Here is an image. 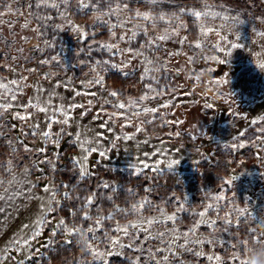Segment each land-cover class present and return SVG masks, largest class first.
Here are the masks:
<instances>
[{"label":"snow or ice","instance_id":"6c2138e0","mask_svg":"<svg viewBox=\"0 0 264 264\" xmlns=\"http://www.w3.org/2000/svg\"><path fill=\"white\" fill-rule=\"evenodd\" d=\"M132 0H75V7L80 9H91L90 14H95V24L100 23L106 26L107 31L113 38L112 42H100L96 46V51H104L109 54V57H121L118 62H112L111 59L100 60L97 59L93 64H87L85 61H80L81 64L89 68V75L92 79H86L82 82V86L85 89H90L94 86H99V88H105L106 77L102 73L108 71L109 66L120 70L121 72L128 73L126 69H130L133 66V62L136 61L139 64L141 70V80L148 81L144 87L145 91L138 97H128L127 100L120 99V93L116 90H111L106 92V97L103 94H98L97 92L91 93V99L87 100V105L71 103L65 105L63 103V97H59L61 103L59 105H54L52 103L53 98L57 97L59 94L57 89L61 87V84L57 83L54 85L52 90L48 91L47 99H43V93L45 89L37 86L34 100H29L27 104L23 105L25 114H21L17 111L14 115V119L21 122H28L31 120V116L28 115L29 109H34L36 113H44L47 117L46 127L44 130L40 129L39 124H33L27 133V135L39 136L44 144H52L59 147L60 137L64 135V128L61 127L59 132L53 133V125L68 126L72 120L70 115L76 109H83L82 115H86L88 111L93 109L94 105H99L100 110L107 117L101 124L102 128H107L109 132H114L115 129L112 125H117L121 130L128 127H134L135 133H140L143 131L142 125L144 123H153L155 118H159L164 124H171L172 121L164 120L160 109H167L171 106V100H168L160 105V107H148L144 105L145 101H154L159 97L165 95L167 92V86L163 88L160 87V76L168 72L169 58L178 57L181 55L186 56L189 63H195L197 59L200 58L199 54L204 48L205 44L209 47L214 48L218 52H222L225 55L231 56L232 50L240 48L241 45L237 42H229L228 37L221 33L228 23L233 25H238L243 23L240 19V15H230L227 11L221 10L216 11L215 5H211L207 0H199L202 7L197 9L177 7L174 11H157L156 9L164 3V0H141L148 6V10L140 11L139 9H132L129 7ZM169 3H175V0H168ZM15 6V7H14ZM28 9L27 15H25L24 8ZM223 9V5L220 6ZM72 7V0H0V26L7 25L10 29V34L15 36L11 29L14 25V21L5 20V16H16L24 17V23L21 25L22 29L31 30L37 37H39L44 45V47H51L52 42L45 39L49 31H64L70 30L72 33L76 34L77 37L85 42L90 38L89 32L82 26L77 25L70 18V9ZM188 16L192 18L193 25L198 29V36L194 42L189 41L187 34L181 35L182 32L188 31V25L184 21V17ZM219 19L221 21L219 27L211 26V23ZM59 20V22H57ZM35 21L36 27L30 28L32 22ZM260 22L264 23V17L260 18ZM161 25L163 27H161ZM152 30L150 32L149 30ZM118 30L123 34L118 35ZM158 30V31H157ZM255 31V29H253ZM2 34V33H0ZM210 34H214L218 37V42L210 43ZM255 34L264 39V31H256ZM144 38V43L139 46H133L134 42L137 41L138 37ZM27 37L25 40L27 41ZM236 39H239V33H236ZM223 43H228L229 48L226 50ZM124 44L122 47L121 44ZM175 43L178 45L177 50H169L164 47L165 44ZM14 47L13 43H8V48ZM185 47L188 51H185ZM35 52H43L44 48L40 44L33 46ZM17 56H8L7 54L0 55V59H10L12 61H17L23 58L26 61L32 59L31 56L24 57L23 48L16 49ZM81 52L85 49L81 48ZM88 55L90 56L93 48L92 45H88ZM189 52L192 54L190 55ZM160 53V55H157ZM57 56H52L50 60L40 59L38 63L40 65H50L52 62L57 61ZM223 64L224 61L219 59L217 61ZM264 67V64L259 65ZM10 71H15L14 68H9ZM29 72H35V69H29ZM208 71L212 72L213 69L209 68ZM56 72L52 71L44 74V79H50L55 77ZM168 79L167 77H164ZM27 77L21 76L18 79L5 80L4 77L0 76V138L7 139V145L11 152L15 154L17 152V142L23 145V141H18L16 139H9L7 133L9 131L8 126L5 122L6 116L9 114L10 110L13 108L14 102L17 100L18 95L22 94L23 90L29 85L26 83ZM212 83L222 84L228 83L227 80H213ZM65 84L64 87H68ZM155 85V86H154ZM75 96L79 97L81 95H89L87 92L75 91ZM111 106L114 111L106 112L105 107ZM205 108L211 109L213 107L210 103L204 104ZM131 113V115H129ZM133 114L143 116H152L153 120H144L139 125H133L131 116ZM99 114H97L98 116ZM96 118V117H94ZM123 121V123H120ZM258 122H264V115L257 117L251 121L252 124H257ZM177 123H183V121H177ZM27 126V125H26ZM261 133H264V127L259 129ZM135 133L129 134L127 131H122L121 134H116L112 140V148L116 147V143L120 140L124 141H134V136L136 140ZM26 133L21 131V135ZM180 132H176L175 136L179 137ZM245 132H240L239 136H234L233 141H240L244 137ZM97 140L101 143L102 137L97 133ZM75 142L78 143L82 156L80 158H74L73 164L77 170L78 177L80 181L85 180V178L91 175L88 168L89 157L98 153L100 157H105L107 152L111 149L100 150L99 147H84L83 142L80 139L79 134L75 136ZM149 141L144 140L141 143L147 144ZM264 143V139L261 140ZM226 148L231 149H243L246 147L245 143H232L226 144ZM25 152L33 151L28 146H24ZM37 154H43L45 149L40 148ZM166 149L157 148L152 153H144V156H164ZM179 151V149H177ZM41 164H48L51 166L52 170H55L56 165L50 159L40 160ZM178 159H173L171 163L166 165L169 172L174 168V165L178 164ZM142 167L132 168L135 170L134 174L139 176L143 174L145 169H149L156 174H162L164 169L160 166L164 164V160H157L154 165L141 161ZM165 165V164H164ZM36 162L34 161L32 167L35 168ZM0 168H6L9 177L12 179L9 181L8 189L0 193V202L8 205L17 196L24 195V191H10L11 184L17 182L14 177V164L11 159L6 162V165H0ZM26 175L30 177L29 167L23 168ZM237 179L236 176L231 177L224 181V184L231 185L233 181ZM5 184L4 179H0V188H3ZM23 188L27 186L29 198L32 197V191L36 188L31 180L27 183L21 185ZM67 189V185H61ZM60 187L54 184H49L43 188V192L47 194L46 197H35L36 199L42 200L44 203L42 205V213L38 220L35 222V230L31 233L30 239H25L23 237L12 241V246L20 250L23 247H30L31 240L39 237L41 235V229L47 223H49L47 217L48 214L54 211L55 205L60 204L61 201L58 196L61 195ZM99 187L105 190L111 191L115 194L118 189L116 186L110 185L106 181H102ZM130 199V206L120 207L119 205H114L112 211L107 214L101 215L100 209H96V216L92 215V209L95 206L97 200V193L93 192L81 199L77 196L75 199L81 201V206L78 209L72 211L71 215L76 217L77 214H81L82 221H92V224L88 227L83 226H72L66 223L64 219H60L55 225V229L61 230L66 233L69 237H74L78 231L87 230L88 238L90 244L87 250L84 252L87 256L91 257L90 261L82 260L80 264H110L111 257H123L127 260L128 264H185V261L181 258L185 253L191 254L197 258H205L208 264H225L223 257L221 255L212 253L209 254L205 250L206 245L211 244H223L220 239H212L208 236H201L198 234V230L201 226H205L211 229L210 233H218L221 231L217 227L218 221L223 222L225 225H232L233 220L230 219V214L236 213L235 219L236 223L240 222V218L245 216V209L243 208H231L229 212H224V206L221 205V201H225L226 197L224 192L219 194H213L210 191L206 193L205 199L210 202L201 206V210H196L191 208L186 203V198L182 203H179L175 207V211L172 214H168L165 210L166 202L160 204H154L153 201L145 196L141 199H134L137 193L133 189H126ZM152 191L151 188H145V192ZM62 196L65 200L71 198L69 191H64ZM110 202H114V195H106L103 197ZM174 199L179 200V198L174 197ZM6 211L5 207H0V213ZM156 213L155 215H145V213ZM224 212L221 216L220 213ZM180 213H189L196 217L193 220L192 225L187 230H182L178 225L182 223V217ZM215 213L216 218H210L211 215ZM122 217L125 221L120 223L117 221V217ZM112 221L115 222L114 227L111 230H105V222ZM28 228L29 225H24ZM103 233L102 237L99 235ZM52 235H57L54 230ZM127 241L126 243L124 241ZM69 243L71 241H68ZM49 244L52 243L51 240L48 241ZM240 245L244 246V249L248 245L247 240L239 241ZM255 243L262 244L264 241L255 239ZM103 245V249L99 247ZM233 248L236 245H232ZM37 252L39 249L36 250ZM7 253L8 249H4ZM131 252L132 255H127ZM6 255L0 256V264L7 259ZM31 259V256L27 257ZM233 260H239L240 264H247L246 261L239 259V256L232 257ZM19 264H25L24 260H20Z\"/></svg>","mask_w":264,"mask_h":264},{"label":"rangeland","instance_id":"374dc122","mask_svg":"<svg viewBox=\"0 0 264 264\" xmlns=\"http://www.w3.org/2000/svg\"><path fill=\"white\" fill-rule=\"evenodd\" d=\"M135 3L136 4L131 2L129 7L132 9H139L140 11L148 10L147 5L141 6L137 4V2ZM72 7L69 14L70 18L77 25L84 27L89 32L90 37H94L99 31L106 29V26L100 23L95 24L92 15H90L88 19L84 18L89 9H80L78 6L75 7V2ZM156 10L165 11L161 5H159ZM24 12L25 15H27L28 9L26 7L24 8ZM3 19L14 21L11 32H14L15 36L10 34V29L7 25L0 26V33H2L0 34V55L7 54L8 56H17L18 53L16 49L23 48V56L32 57L30 61H26L23 58L17 61L0 59V76L4 77L5 80L18 79L21 76L28 78L26 83L29 86L23 90L22 94L18 95L17 100L13 104V108L5 118V122L9 129L7 133L9 139H16L18 137L23 138V135H21L22 130L26 133V137L32 138L30 144L33 151L25 152L23 150L21 156H18L17 160H15L14 169L16 172H19L23 170L24 167H29L30 180L36 184V188L32 191L33 198H29L28 188L25 186L24 195L17 196L8 205L0 202V207L6 208L5 212L0 213V256L6 255L8 257L3 261V264H19V261L22 259L24 262L29 260L27 258L29 256H31V258L38 256L41 254L44 245L53 237L52 232L55 230V220L53 219V213H50L47 217L49 223L43 226L39 237L31 240L30 247H23L17 250L16 247L12 246V241L18 238H31V233L35 230V222L41 216L42 205L44 203L42 200L36 199L35 197H46L47 194L43 192V188L49 184L55 185L54 178L51 176L48 177L44 172L47 170V166L50 167V165L41 164L39 161L45 159L53 161V156L60 151L65 141L70 140L76 145L77 158H80L82 153L78 143L75 142V136L80 132L83 126H89L94 129L96 134L99 133L102 137L101 144L104 146V149H111L110 152H107L105 157H100L98 153L92 154L88 160L89 171H91L96 164H104L123 167L126 171L134 172L135 170L131 167L133 160L139 159L140 167H142L141 161L154 165L157 160H165L171 157L172 159L179 160V163L174 166L172 171L178 173V175L185 176L191 173L202 172L200 166L202 159L204 157H209L213 151V145L218 144L224 149L234 150L226 148L225 145L234 143L232 141L234 136H238L240 132H244L248 126L252 125L251 121L253 119L264 115V73H261L252 62L253 53L264 54V52H262V49H264V39L259 38L255 34L256 31H264V23H261L260 19H257L249 29L242 32L236 31L239 33L238 40L236 39L235 33H227L229 42H237L242 45V47L232 50L231 56L225 55L222 52H217L216 54L219 58L224 61L223 64L215 61H204L199 58L195 63L189 65L184 55L169 58L168 64L170 70L158 74L160 76V87L163 88L167 86V92L154 101H145L144 105L148 107H160L162 103L171 100V106L169 108L160 109L164 120L172 121L171 124H164L159 116H157L153 123H144L142 125L143 131L140 133H135L134 127L121 130L117 125H112L115 131L109 132L107 128L101 127V124L107 117L101 112L99 105H94L93 109L88 111L86 115H82V112H84L83 109L74 110V112L70 114L72 120L68 126L53 125V133L59 132L61 127L64 128V135L60 137L59 147L52 144H44L41 137L27 135L33 124H39L41 130L45 129L47 117L44 113H36L34 109H29L27 114L31 116L30 121L21 122L14 119V115L17 111L21 114H25L22 106L27 104L29 100H34V97L37 95V86L46 90L43 93V99L46 100L48 91L52 90L55 84H61V87L57 89L59 95L53 98L52 103L54 105H59L61 103L59 97L64 98L63 103L65 105L71 103L87 105V100L92 98V92L103 94V96L106 97L107 91L116 90L120 93V99L125 101L128 97H138L145 91L144 85L148 81L144 80L130 91L126 88L128 91L126 94H124L125 90H123V87L120 85H115L106 81L104 89L99 88V86L85 89L82 86V82L86 79H92V76L89 75V68L79 63L84 60L80 58L79 51L76 50L74 46H72V48L69 44L60 43L59 51L51 54L49 53V47H44L41 39L37 37L34 32L30 29H22L21 25L24 23V17L5 16ZM57 22H59V20H57ZM220 23L221 21H214L211 23V26L218 28ZM36 26L35 21H33L30 28ZM161 27L163 26L161 25ZM253 29H255V31H253ZM68 31L70 32V37L74 41H83L79 39L76 34L72 33L70 30ZM149 31L152 32L151 29ZM221 33L223 35L226 34L222 29ZM119 34L123 33L118 30V35ZM185 34L188 35L190 42H194L198 36V29L194 27V25H188V31L181 33V35ZM25 37L28 38L27 41ZM45 39L50 40L53 46V41L50 38L45 37ZM112 39L109 32H107L105 36L94 38L88 45H92V48L95 49L98 43L105 41L112 42ZM217 40L218 37L214 34H210V43ZM13 42L14 47L9 49L8 43ZM38 43L44 48L43 52L34 51L33 46ZM143 43L144 38L141 36L138 37L133 46H139ZM121 46L123 47L124 44L122 43ZM222 46L226 50L229 48L228 43L222 42ZM164 47L169 50H177L179 46L175 43H169L165 44ZM247 49L248 51H246ZM184 50L188 51L186 47ZM189 54L191 55L192 53L189 52ZM157 55H160V53H157ZM52 56H58L59 59L52 62L50 65H40L38 63L40 59L50 60ZM116 57V60L113 62H118L121 59V57ZM10 67L14 68L15 71H10ZM182 68H192L196 72L212 68V80L228 81L226 84H221V88L226 94L225 98L213 101L211 99V93L205 95L204 85L207 84L208 78H202L201 84L196 86L193 79L186 78L185 73L181 71ZM29 69H35L36 71L29 72ZM113 69L119 71L123 76L133 75L138 79H140L142 74L139 64L136 61L133 62L132 68L125 70L128 73L121 72L116 68ZM52 71L56 72L57 75L50 79H44V74ZM69 81H71V84L67 88L64 87ZM73 90L82 93L87 92L89 95L77 97ZM205 103H210L213 107L211 109L205 108ZM105 111L111 112L114 111V109L111 106H106ZM97 114L99 115L97 116ZM129 115H131V113H129ZM141 119L145 121L153 120V117L143 116ZM177 121H183V123H177ZM132 122L133 125L140 124L138 119H133ZM120 123H123V121H120ZM261 127H264V125L259 126L258 129ZM122 131H127L129 134L135 133L136 140H120L116 142V147L112 148L114 136L116 134H121ZM176 132H180L181 135L179 137L175 136ZM260 138V141L254 144V148L256 149L257 155L263 158L264 143H261V140L264 139V136H260ZM144 140H148L149 142L147 144L141 143L139 153L137 154L136 143L137 141L142 142ZM40 148H44L45 151L43 154L38 155L36 150ZM157 148L166 149L165 155L144 156L145 152L152 153ZM177 149H179V151H177ZM21 160H23L22 164H20ZM34 161L37 165L35 168L32 167ZM160 167L167 170L164 164H161ZM260 167V164H257V166H243L240 170H235L233 176H236L237 179L233 181L231 185L223 184L220 189L211 192L213 194H219L221 191L224 192L226 200L221 201V205L224 206V212H229L235 204L240 207H248L249 213L258 220L264 217V211H262L264 206H262L260 202L251 203V192H249L250 188L255 186V177L263 172V168ZM144 171L151 170L145 169ZM230 178L231 177H227L225 180ZM0 179H4L5 181L9 179L8 173L1 172ZM234 190H237V193L241 191L244 202H240L237 196H235ZM2 191L3 188H0V192ZM209 202V200L205 199L204 204ZM191 208L201 210V206L199 205L192 206ZM55 210L56 208H54V211ZM174 211L175 210H166L168 214H172ZM224 212H221L220 215L223 216ZM249 213H245V216L241 217L240 221L242 218L248 217ZM150 214L155 215L156 213H145V215ZM179 215L182 217V223L178 226L182 230H187L192 225L193 220L196 219V217H191L192 223L188 225L186 222H183L181 213ZM210 218L215 219V213H213ZM229 218L233 220L232 225H225L223 222L218 221L217 227L219 229L223 227L224 229L230 230L232 226L236 227L239 224L236 223L234 213L230 214ZM185 224L186 226H184ZM24 225H29V227L25 228ZM210 232L211 229L204 228L203 226L198 230L199 235L208 236L209 238H211L209 236ZM217 236L218 239L223 241V244L206 245L203 250L209 254L215 253L221 255L225 258V264H240V261L233 260L231 255L233 252L239 251L242 259L244 254L242 247L237 246L233 248V244L228 241V238L222 230L217 233ZM124 242L126 243L127 241L125 240ZM99 247L103 249L104 246L99 245ZM6 248L8 249L7 253L4 252ZM37 249H39L38 252L36 251ZM127 255H132V253L128 252ZM181 258L185 261V264H208L205 258H197L187 253Z\"/></svg>","mask_w":264,"mask_h":264},{"label":"trees","instance_id":"16d2710c","mask_svg":"<svg viewBox=\"0 0 264 264\" xmlns=\"http://www.w3.org/2000/svg\"><path fill=\"white\" fill-rule=\"evenodd\" d=\"M75 0H72V5ZM145 6L146 4L141 0H132V3ZM211 5H215L216 11H227L230 15H240V19L243 23L238 24L236 31L242 32L251 27L253 22L261 17H264V0H207ZM223 5V9H221ZM165 11H174L177 7H201L199 0H175V3H169L168 0H164L161 4ZM91 9H89L84 16L88 19ZM184 21L192 26V18L185 16ZM215 21H220L219 19ZM108 31H99L94 37H90L87 42L80 40H73L68 30L64 31H49L46 37L53 41V46L49 47V53L54 54L59 51L60 43L69 44L71 47L74 46L79 51L80 58L83 59L87 64H93L95 60H108L115 61L117 57H109L104 51H96L93 49L91 55H88V44L94 39L105 36ZM73 48V47H72ZM84 48L85 51L81 52L80 49ZM72 50V49H69ZM106 77V82L115 85H120L125 90L124 94L128 91L133 90L135 86L141 84L144 80H140L135 76H123L119 71L114 70L109 66L106 73H102ZM128 88V91L126 90ZM264 125V122H258L248 126L244 132V137L240 141H232L234 143L243 142L246 147L243 149H224L220 145H213V151L209 157L202 159L201 173H191L189 175H178V173L171 170H164L162 174H156L153 171H143L142 175H135L132 171H126L123 167L96 164L90 171L91 175L85 180L80 181L78 173L73 164V159L77 158V147L70 140L65 141L58 151L53 156V163L56 165L55 170H52L51 166H47V170L44 171L49 177L54 178V183L57 187L61 185H67V189L60 187L61 195L58 199L61 201L60 204L55 206L56 210L53 211V219L55 225L60 219H64L69 227L72 226H83L88 227L92 224V221H82L81 214H77L76 217L71 215L72 211L78 209L81 206V201L75 199L79 196L81 199L93 192L97 193V200L95 206L92 209V215L96 216V209H100V214L104 215L112 211L114 205L120 207L130 206V199L126 189H133L137 195L134 199H141L147 196L154 204H160L166 202L165 210L173 211L179 203L184 201L189 206L199 205L202 206L205 202V196L207 192H213L216 189H220L221 185L227 177H232L235 170H240L243 166H257L260 164V168H263V172L255 177V186L250 188L251 197L250 200L253 202H260L264 206V157L260 158L257 155L254 144L260 141V136H264L258 129L259 126ZM239 136V135H238ZM18 137V141H23V145L17 142V152L13 154L7 145V139L0 138V165H6V162L11 159L13 164L17 160L18 156H21L24 146L31 148L30 140L31 137L25 135ZM69 140V139H67ZM23 163L21 160L20 164ZM15 168V167H14ZM5 172L6 168H0V173ZM102 181L108 182L110 185L116 186L118 191L113 194L109 190H105L99 187ZM145 188H151L152 191L145 192ZM69 191L71 198L65 200L62 196L64 191ZM235 196L244 202V198L241 195V191L237 193L234 190ZM106 195H114V202H110L103 197ZM179 198V200L174 199ZM264 211V209L262 210ZM183 216V222L188 225L192 223L191 214L181 213ZM253 216V215H252ZM253 221L249 219V216L242 218L239 224L235 227L232 226L230 230L221 228L228 241L237 246H241L239 241L247 240V246L258 247L260 244L255 243V239L264 241V235L253 231L255 223L261 220L256 219L253 216ZM117 221L120 223L125 222L122 217H117ZM115 222L106 221L105 230H111L114 227ZM54 225V227H55ZM186 226V224L184 225ZM206 228L205 226H203ZM57 235L51 237L48 242L44 245L41 254L34 256L31 259L25 261V264H80L82 260L90 261L91 257L87 256L84 252L82 253L79 247L75 244L74 237H69L66 233L61 230L55 229ZM101 237L103 233L99 234ZM233 236V237H232ZM48 240V241H49ZM68 241H71L70 243ZM110 264H128L127 260L123 257H111Z\"/></svg>","mask_w":264,"mask_h":264},{"label":"clouds","instance_id":"9594fccd","mask_svg":"<svg viewBox=\"0 0 264 264\" xmlns=\"http://www.w3.org/2000/svg\"><path fill=\"white\" fill-rule=\"evenodd\" d=\"M92 18L93 21L95 22V14H92ZM236 28L237 25H233L232 23H228L222 30L225 31V36H227V33H237L236 32ZM218 41L212 42V43H216ZM256 42V41H254ZM242 47V45H241ZM248 51V49L246 50ZM218 51H216L214 48L209 47L207 44H205L204 48L201 50L199 56L201 59H203L204 61H215L217 62L220 58L219 56L216 54ZM262 52H264V49H262ZM57 58L59 59V57L57 56ZM252 62L253 64L256 66V68L261 72L264 73V67H260L259 65L264 64V54L262 53H253L252 54ZM80 63V62H79ZM189 65H191V63L187 62ZM63 66V65H62ZM182 72L185 73V76L187 79H193L195 81L196 86H199L202 82V78L207 77L208 78V82L207 84L204 85L205 87V95L211 93V99L213 101L216 100H220V99H224L226 94L223 91V89L221 88V84H215L212 83V79H211V72L208 71V69H205L204 71L201 72H196L194 69L192 68H182L181 69ZM141 117H143V114H133L131 116V119H138L140 121V123H142L144 120L141 119ZM80 136L81 141L83 142V146L84 147H99L100 150H105L104 146L97 140V134L95 133L94 129L90 128L89 126H83L80 130V132L78 133ZM134 140H135V136H134ZM116 142L113 141V144H115ZM141 147V142L137 141L136 143V149H137V154L139 153V149ZM172 158L169 157L167 159L164 160V164L168 165L169 163L172 162ZM177 165V164H176ZM174 165V166H176ZM135 166V168H139L140 167V160L136 159L132 161L131 167ZM14 177L15 180L17 182L12 183L11 184V188L10 191H24V188L21 186L24 183H27L28 180H30V177H28L23 170L19 171V172H14ZM12 179V177H9V179H7L5 181L4 187H3V191L4 192L6 189H8L9 186V181ZM0 192V193H2ZM232 208H243L245 209V213H249V209L248 207H240L238 205H233ZM236 215V213H234ZM249 219L253 221V216L251 215V213H249ZM253 231H256L258 233H260L261 235H264V217L261 218V221L258 223H255V227L253 228ZM209 236L212 239H218L217 233H209ZM75 239V244L79 247L80 251L83 253L87 250L90 241L88 238V234H87V230H82V231H78L76 233V235L74 236ZM235 256H239V259H241L240 253L239 251L233 252L231 255L232 257ZM241 260H244L247 262V264H264V243L260 244L258 247H254V246H247L244 250V254H243V258ZM223 261H225V258L223 257Z\"/></svg>","mask_w":264,"mask_h":264}]
</instances>
